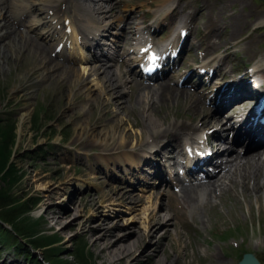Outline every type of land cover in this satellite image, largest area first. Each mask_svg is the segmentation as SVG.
Here are the masks:
<instances>
[{
  "label": "rangeland",
  "instance_id": "obj_1",
  "mask_svg": "<svg viewBox=\"0 0 264 264\" xmlns=\"http://www.w3.org/2000/svg\"><path fill=\"white\" fill-rule=\"evenodd\" d=\"M4 1L3 6L16 7L23 3L27 5V13L30 14L22 15L24 17L16 16V21L21 19L24 25H10L15 32L14 36L6 41L5 38L2 39L1 33L8 30L6 27L0 28V152L5 151L8 155L7 160L4 157L0 160L5 164L6 172L3 171V175L9 174L6 180L0 181V186L5 187L11 201L16 200L13 201L14 205L21 203V210L26 212L11 221L20 225V228L24 225L23 232H20L15 224L0 222V264H8L11 261L13 262L10 264H217V257L222 259V264H237L244 253H255L264 264V199L256 203L254 196L247 197L242 188L237 187V197H234L232 192H227L222 196L223 199L220 197L213 201L218 205L217 209L207 206L194 213L189 211L190 209L178 208L175 200L178 192L172 187L158 186L156 177L150 176L152 168L142 166L141 172L136 171L137 174L131 177L127 170L135 167L125 161L106 173L103 169L106 167L99 157L102 148L98 143L95 144L94 140L101 138L103 132H109L111 124H115L117 119H123V138L129 142L132 140L128 139L129 137L139 136L141 133L147 135V128L144 126L147 115L143 111L140 112L142 108H136V113L134 106L132 107L130 84L133 82L126 83L125 93L121 100L118 99L112 93L102 72L97 76H90L98 67V63L82 46L77 45L67 48L65 54L70 57L80 56L79 52L83 50L84 56H80L82 61L68 63L76 68L83 81L77 83L74 77L68 84V78L54 74L52 70L50 72L54 75L50 74L43 80L41 70L37 66V61L41 59L37 55L33 56V53L28 51L29 48L12 52L8 45L12 43V39L18 40L19 32L22 31L36 39L39 44L55 47L59 40L45 38L48 28L43 31L46 28V18L45 10H41L44 5L52 3V0ZM203 1L207 6L212 4L214 12L220 10V0H188L185 2H190L188 11L194 13L200 9L199 16L197 13L195 18L185 17V12H181L178 18L172 19L177 22L171 25L169 19L162 16L157 18L154 15L164 5H176L177 1L115 0L110 5L114 7L107 13V21L117 22L114 17L120 15L126 19L127 25L138 24L140 28L160 21L159 25L164 24L168 28L154 32L153 42L156 43L166 40L171 30L186 27L189 46L175 66L176 75L172 74L166 78L169 79V84L171 87L175 86L173 78L177 79L181 75H177L178 73L196 68L202 63L217 61L216 64L220 63L222 66L220 73L224 79L221 80V85L230 75L239 79L241 72L255 67V60L264 56V21L259 24L263 28L258 31L253 29L254 21L263 17L261 15L264 14V0H246L247 4L240 3L243 0H231L236 3L233 7L230 6V1L227 2L224 8L225 16L221 10L217 14H210L218 20L217 27L208 22L209 10L204 6V9L202 8ZM4 12L2 11V14L5 18L11 21L12 16ZM241 12L248 16L251 23L249 29H243L238 24L230 27L227 22L230 15ZM180 20L182 22L178 23ZM111 26L110 31H117L116 25ZM27 28L32 29L26 31ZM145 30L144 33H148L149 29ZM211 30L215 31V35L212 32L206 35V32ZM40 34L44 35V39ZM120 40L121 45L124 44L127 48L125 61L129 63L124 67L116 62V66L120 65L127 76L128 73L131 74L129 67L134 66L129 59L135 41L125 43L123 37ZM242 40L244 41L238 43ZM199 41L207 42L209 49L214 45L209 42L216 41L225 45H214L212 50L204 55L203 47L195 46ZM229 41L231 43H228ZM231 44L236 45L229 48ZM226 48L229 53L224 52ZM119 50L123 51L122 47ZM110 51L113 53L112 49ZM51 57L57 60L54 52ZM206 59L209 60L205 61ZM48 67L51 68L50 65ZM215 77L217 78V73ZM101 86L105 88L104 92L99 90ZM146 95H142L143 101L151 103L150 98L155 101L153 93ZM203 96L205 102L210 98L207 92ZM96 97L100 99V104L93 107L91 104L96 103ZM177 100L170 102L168 106H158L157 112H153L151 117L160 122L159 114H165L169 109L166 118L168 121H172L178 112H182V117L178 119L187 121L188 116L195 114L188 106L192 100L184 98L183 95ZM117 110L119 112L115 113ZM25 113L27 115L22 119ZM80 128H86L87 131L83 142H77V136L81 134ZM208 130L210 128L206 129L205 133ZM120 135L116 134V141L112 140L117 142L116 145L122 140ZM125 136H128L127 139ZM112 141L109 148L114 147L111 146ZM131 146L127 148L133 152V160L143 161L148 155L141 149H133L134 143ZM129 161L133 163L132 160ZM137 182L142 186L132 189ZM155 190L158 194H151V191ZM175 209L179 215H175ZM2 210L4 213L9 211L7 208ZM155 212L163 217L160 222L152 219V213ZM27 228L32 231L28 232ZM107 230L111 235L108 234V239L105 240L115 242L125 238L122 243L127 246V251L136 247L132 258H112L107 253H102V256L99 254L104 239L101 243L97 240L100 235L107 233ZM137 233L140 234L139 238L132 242ZM141 233L145 235L141 236ZM37 239L41 240L39 248L32 243Z\"/></svg>",
  "mask_w": 264,
  "mask_h": 264
},
{
  "label": "bare ground",
  "instance_id": "obj_2",
  "mask_svg": "<svg viewBox=\"0 0 264 264\" xmlns=\"http://www.w3.org/2000/svg\"><path fill=\"white\" fill-rule=\"evenodd\" d=\"M3 1L0 0V28L6 27V29L8 30V31L4 30L5 32L3 34L1 33L2 39L5 38L6 41L11 36H14L15 30L10 28V25L14 26V23L23 24L21 19L18 22L16 21V16L24 17L22 15L25 14L28 15L30 13H27V5L25 6L23 3L20 6H16V7H14L15 5L3 6L5 3V1L4 2ZM113 1L115 0H52V4L44 8L45 18L47 19L48 23L52 22L50 23L52 25L51 30L54 32L60 31L57 30V27H59V24L61 25L64 24L66 18L68 19L70 17V12L72 11L73 17L69 20L68 23L69 25L72 26L76 25L79 33L77 35L75 29L74 30L72 29L74 32H72L71 37H68V40L72 37L74 38V40H71L69 45L73 46V44L76 43L77 47L87 46L90 49L100 50L96 52V54L94 52L93 55L94 60L98 61V67L92 71L93 73L90 76L94 77L97 76L99 72H102L106 81L109 84V87L111 88L112 93L115 96H117L118 99H120L125 93V89L127 86L126 83L133 82V84H130V89L132 93L130 97L133 102L132 107L134 106L136 113L138 111L136 108H142L140 112L143 111V113L147 115L146 118L144 119V126L145 128H147L146 129L147 135L141 133L139 134V136L136 135L131 138L129 137L128 139H132L130 142L124 140L123 138V134L125 133V130L123 128L124 121L123 119H117L115 121V124H111L112 127L111 129L109 128V132L107 133L103 132L100 136L101 138H97L94 140V143L95 144L98 143L99 146L102 148L99 157L102 163L106 167V168L103 167V169H105L106 173L108 174L110 170H113L118 163L121 164L125 161H128L135 167V169L127 170V174L129 176L131 177L135 176L137 174L136 171L141 172L142 166H144V168L149 167V169L152 168L154 170V171L152 169L150 170L151 172L150 176L156 177V180H158L157 183L158 186H164L167 184V179L164 176V170L158 164H162V166L168 171L173 168L174 169L177 168V166H180V168L184 167V172L186 176L184 179L182 177L174 175L175 181L178 180V185H175V187H178V191H177L178 194H176L175 200L178 204L179 209H183V208L190 209L189 211H193L194 213H197L201 209H205L207 206H211L212 208L217 209L218 205L213 201L215 199H219L227 192L228 193L232 192L234 194L233 196L237 197V187L242 188L243 193L246 194L247 197L254 196L256 203H259V201L261 200L263 201L264 152L261 150L262 147H264V126H260L261 124L259 123V119H263L264 117V108H262L263 103L261 102L260 105H258V107L255 109L253 113V122L250 126L247 127V129H245L246 128L245 118L247 115V111L250 110L249 104L255 102L252 100L251 101L246 100V97L248 98L250 97L254 99L255 97L254 95H251V91H249V86L242 83H237L236 85L230 87L229 90L232 91L226 94L224 93V94H219V96H216L219 88L212 90L211 92L210 84L212 82L224 79L223 77H221L220 72L222 71L221 70L222 66L220 65V63L218 64L215 63L216 64V65L214 64L215 66L213 65L210 66L209 63H203L200 67H198V69L200 70L205 69L211 72V79L214 78V71L217 73V78L205 85L206 92L209 91L210 94L214 93V96L209 99L207 106L205 99L201 94L199 93L197 94L196 92H194V94H191L190 92H188V90L190 89H187L184 86L179 87L177 85L179 79L185 75H182L176 81L177 84L174 87H171V85L169 84L170 82L165 80H162V82H157L156 85H151V84L145 85L142 84L143 82L131 78L132 75L129 73L127 76L124 75L125 73H123L121 66L120 65L119 67L116 66V63L114 62L116 61L117 64L120 63L124 67L127 65L125 61V57L126 55H128L127 48L123 46L124 44L121 45L120 38L123 37L125 43H129L131 40L139 42L143 38L142 29L139 27L138 24L135 26L127 25V23H125L126 19L124 20L123 16L120 15L114 17L116 18L117 22L108 23L107 19H109L108 18L109 15L107 16V13L110 12L111 9L114 7V6L112 7L110 6L111 4H113ZM174 1H177L176 5L174 4L166 5V7L164 5V7H162L161 10L155 13L157 17L163 16L167 20L169 19L171 25L177 22L176 20H172V19L178 18L181 12H185L184 15L185 17H190L191 15L194 14L188 11L190 9V2L185 3L188 0H174ZM229 1L231 2V0H224V2L223 0H220L219 2L220 10L222 11L221 13L224 16L226 15V12H224L225 11L224 8L227 2ZM240 3H246V0H243ZM25 4H27V2ZM235 4L236 3L231 2L230 6L233 7V5ZM203 6L207 10H209L208 22L212 23L213 27H217L218 20H216L210 14L212 13L217 14L220 10L214 12L213 10L214 6L212 4H209L207 6L205 1H203ZM2 11H5L4 12L5 14L11 15L12 20L11 21L7 20L5 18V15L2 14ZM197 11L201 12V10H197ZM61 14L66 17L64 21L61 19ZM261 16H263L262 19L258 21H254L255 24H253V29L255 31H258L261 28H263L262 25L259 26V24L263 23L264 21V14ZM132 18L133 17H131V20ZM166 19L164 21H166ZM246 21H248V16L244 15L242 12L233 13L232 15L229 16V18H227V22L230 27H233V24H238L243 29L244 28L249 29L251 23L249 21L248 22ZM181 22L182 20L178 21V23ZM111 25H116L117 27V31L112 32L115 33L116 35L111 39L113 41V46L115 47L113 56L105 55L103 48H101V46L99 45V39L107 37V33H109L108 27ZM152 26L153 25H151L150 27ZM64 28H66V26ZM166 28L168 27H165L164 29ZM185 28L186 27H177L178 30V36H176L177 38L174 37L173 35L175 33L174 32L171 36V39H166V41L163 44V47L166 46V44L171 45L172 47L170 48V53L171 52L173 54L175 53V56L177 55V57L180 54V50H181V48H178V43L181 41L179 34L181 30ZM31 29L29 30V28H27L26 31H31ZM215 30L218 31V29ZM210 32H212V34L215 35V31L213 30L206 32V35H208ZM19 34H20V38L18 40L12 39V43L8 45V48H10L12 52L13 50L14 52L15 51L21 52V49L29 48L30 50L28 51L31 54L33 53V56L37 55L38 58L41 59V61L39 62L37 61V66L41 70V77L43 80L48 75L53 74L50 72V70H52L54 74L57 73L59 75H63L64 77L68 78V82H69L68 84L72 82V79L74 77H76L75 82L80 83V80H82V78L78 76V72L76 68H74L69 64L60 62L58 60H54L53 59L54 57H51V54H53L54 52V48H55L54 46H53L54 48H51L49 46H44L42 44H39L36 39L25 34L22 31H20ZM136 35H138V37H135ZM79 38L80 41L78 43ZM243 41L244 40L238 43H241ZM146 43L147 41H144V44ZM209 43L221 47L225 45V43L222 44L216 41ZM228 43H231V41H229ZM238 43L236 44L238 45ZM207 44L208 43L205 41L204 42L199 41L198 43H196L195 46L196 47L199 46L198 48L203 47L204 55H206L205 53L211 51L212 50L211 48H213L214 46L211 45L209 49L207 48ZM236 44H231L229 48H233ZM187 45L188 43L185 42L184 46ZM120 47H122L123 51L119 50ZM82 51L83 50L79 52V55L83 57L84 55ZM131 54L132 55L130 58L131 59L133 58V60H131L132 61L131 64H133L136 60H139L142 66L144 67L147 66L150 62L149 60L146 61L144 59L142 47L135 49L133 45V50ZM134 54H136V56H134ZM55 56L57 57L59 55L57 54ZM177 57L175 59H173L174 57H170L171 63L169 64V68H168L169 70L176 63ZM48 65H50L51 68L48 67ZM255 65L256 66L254 68V71L256 72V74L257 73L259 74L258 77L264 79V56L258 57L257 60H255ZM159 68H163V65L158 63V66L154 70L155 73L151 75L149 78H154L157 75L162 74L164 72L161 69L159 70ZM127 72H129V70ZM243 74L245 75V77L247 76V73H243ZM229 77L231 78L232 76L230 75ZM199 83L200 82H198V84ZM188 84H189L188 75H186L184 77L183 85H188ZM99 90L100 91L102 90L101 92H104L105 88L101 86ZM226 90L227 87L223 89V92L224 91L226 92ZM146 93L147 94L153 93V95L155 96V101L153 100V98L149 99L151 103L150 102L146 103L145 101H143L142 99L144 97L142 98V95L144 96V94L146 95ZM181 95H183L184 98H191L192 100L191 104H189L188 106L189 109H191L192 112H194L195 114L193 116H188L189 118H187V121L185 119L182 120L178 119L182 117V112L181 113L178 112L177 114L174 115V119L172 121H168L166 118L169 115L170 112L169 109L168 112H166L165 114H159L161 118L160 122L157 121L156 118L153 119L151 117V114L156 111V108L158 106L162 104L168 106L170 102L176 101L177 98H179V96ZM173 96H176V98H172ZM99 100L100 99L96 97L95 98L96 103L91 104V106L96 107L97 104H100ZM215 101H218V104H216ZM233 102H237V103H233ZM182 108H184V106ZM187 111L188 110L186 109V112ZM116 112L119 111L117 110L115 111V113ZM26 115L27 113L23 114L22 119H25ZM208 128L212 130V133L209 136H206L207 133H205V130ZM228 130L234 132L235 134L234 138L230 143L226 141V145L222 146V144L225 143L222 142V139L227 134ZM80 132L81 134L77 136V142H83L84 139L83 136L87 132L86 128L84 129L80 128ZM115 133L121 134L120 136L122 140L118 145H116L117 142H115L116 140L114 139L116 135ZM126 137L128 136H125V138ZM149 138L150 140L147 141V139ZM155 138L159 139L158 144L154 142ZM110 141H112L111 146L113 147L114 145L113 148H109ZM133 143H134L133 149L134 148L141 149V151H143L146 155L148 154L143 161H135L136 159L133 160L134 154L129 148H127L130 147ZM192 144H196V145L192 146ZM201 144L218 148V150L213 151L212 155L208 159H206L202 164L201 161L202 158H204V154L202 153L201 146H199ZM241 147L244 148L243 152L241 153L237 152V149ZM203 151H205V149ZM108 152L110 153L113 152L115 154H110V153L108 154ZM102 153H106V154H102ZM220 155L224 158V160L223 162L217 164L216 161L222 159V157H219ZM129 160H132L133 163ZM196 176H199L200 180L196 181V179H194ZM191 180L193 182L186 183V181H191ZM136 186H142V185L139 182H137L136 185L132 186V189L133 188L135 189ZM151 194H158V193L155 190L154 192L151 191ZM174 211H176L175 215H179L176 209ZM147 212L148 210L146 211V213ZM152 215H153L152 219L153 220L157 219L158 222H160L163 218L161 215H159L158 212L152 213ZM147 218L150 220L149 216ZM169 219L170 218H168V221ZM168 221L166 224L169 223ZM108 234L111 235V233L107 230V233L100 235V237L97 240V242L100 241L101 243V241L104 239L99 254L102 256V253L103 254L107 253L109 257L112 258L117 256L123 257V259L132 258L136 247L135 248L133 247L131 250L127 251V246H124L123 244L125 242V238L118 239L115 242H112L110 240H107ZM144 235H145L144 233H141V236ZM139 236L140 234L137 233L135 240H133L132 242H135L139 238ZM146 236L150 237L151 235L150 236L146 235ZM105 238L107 239L105 240ZM253 254L255 255L254 257L256 258L257 257L256 254L255 253ZM12 262L13 261H11L10 263ZM216 262L217 264L218 263L222 264V259L220 257H217Z\"/></svg>",
  "mask_w": 264,
  "mask_h": 264
},
{
  "label": "trees",
  "instance_id": "obj_3",
  "mask_svg": "<svg viewBox=\"0 0 264 264\" xmlns=\"http://www.w3.org/2000/svg\"><path fill=\"white\" fill-rule=\"evenodd\" d=\"M7 156L8 155H6V152L4 151H2V152H0V158L1 157H4V159L5 160H7L6 158H7ZM1 161V160H0ZM2 163H1V167H0V181H4V180H6V178L7 177H9L8 175L9 174H4L3 175V171H5V164H3L4 163V161L2 160L1 161ZM6 172V171H5ZM8 173H9V171H7ZM18 200V199H17ZM13 201L14 202H16V200L15 199H13ZM13 201H11V196H9V193L6 191V189H5V187L4 188H2L1 186H0V222H2V223H11V221L13 220V218H15V219H17L18 217H21V216H23L26 212L24 211L23 212V210H21V208H22V204L20 203V204H16V205H14V202ZM4 202V203H3ZM14 205V206H13ZM5 208H7V210H9V211H6L5 213H4V210H2V209H5ZM2 210V211H1ZM11 224H15L16 226H18V229H19V231L20 232H23V228H24V225H21V227L22 228H20V225H18L17 223H15V222H12ZM18 229H17V231H18ZM28 229V232H31L32 231V229L31 228H27ZM16 231V232H17ZM31 235H33L32 233H30ZM39 241H41L40 239H37V241H32V243L37 247V248H39L40 247V242Z\"/></svg>",
  "mask_w": 264,
  "mask_h": 264
},
{
  "label": "water",
  "instance_id": "obj_4",
  "mask_svg": "<svg viewBox=\"0 0 264 264\" xmlns=\"http://www.w3.org/2000/svg\"><path fill=\"white\" fill-rule=\"evenodd\" d=\"M254 254H245L238 264H259Z\"/></svg>",
  "mask_w": 264,
  "mask_h": 264
}]
</instances>
